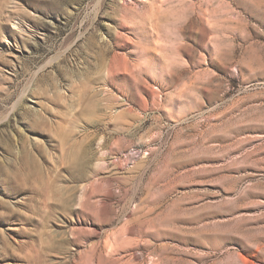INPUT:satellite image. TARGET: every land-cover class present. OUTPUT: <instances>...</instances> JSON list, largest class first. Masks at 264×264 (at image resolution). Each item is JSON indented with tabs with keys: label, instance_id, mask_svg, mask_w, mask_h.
Listing matches in <instances>:
<instances>
[{
	"label": "rangeland",
	"instance_id": "1",
	"mask_svg": "<svg viewBox=\"0 0 264 264\" xmlns=\"http://www.w3.org/2000/svg\"><path fill=\"white\" fill-rule=\"evenodd\" d=\"M0 264H264V0H0Z\"/></svg>",
	"mask_w": 264,
	"mask_h": 264
}]
</instances>
